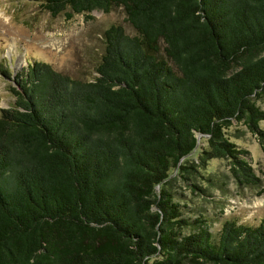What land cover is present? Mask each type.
<instances>
[{
    "label": "trees",
    "instance_id": "obj_1",
    "mask_svg": "<svg viewBox=\"0 0 264 264\" xmlns=\"http://www.w3.org/2000/svg\"><path fill=\"white\" fill-rule=\"evenodd\" d=\"M35 1L66 19L121 7L135 33L104 29L89 80L43 61L2 72L0 264H264V216L213 231L180 201L209 194L196 173L213 158L261 182L227 130L264 154V0Z\"/></svg>",
    "mask_w": 264,
    "mask_h": 264
},
{
    "label": "rangeland",
    "instance_id": "obj_2",
    "mask_svg": "<svg viewBox=\"0 0 264 264\" xmlns=\"http://www.w3.org/2000/svg\"><path fill=\"white\" fill-rule=\"evenodd\" d=\"M121 7L108 13L93 11L90 16L63 14L51 16L35 0H0V109L15 99L9 90L10 78L33 61L50 64L56 71L72 78L89 80L104 51L102 32L118 23L126 33L134 30L124 20ZM264 109V98L257 101ZM264 128V120L260 122ZM227 137L248 150V160L261 179L258 187H239L231 176L226 159L213 158L204 168H197V182L209 194L182 188L180 201L194 211L208 215L216 231L224 219L255 224L264 216V154L255 135L243 126H231ZM190 158L196 157V152ZM211 177L212 182L205 179ZM178 191L177 186L174 188ZM207 190V189H206ZM221 211V214H219Z\"/></svg>",
    "mask_w": 264,
    "mask_h": 264
}]
</instances>
